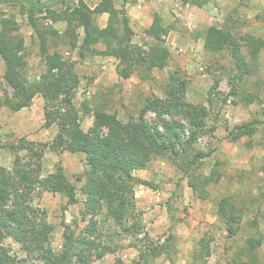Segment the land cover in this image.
<instances>
[{
  "label": "trees",
  "instance_id": "trees-1",
  "mask_svg": "<svg viewBox=\"0 0 264 264\" xmlns=\"http://www.w3.org/2000/svg\"><path fill=\"white\" fill-rule=\"evenodd\" d=\"M21 8L34 31L32 41L39 48L45 71L34 82L28 79V60L25 39L20 34V24L15 15L0 17V57L3 59L6 80L12 92L0 95V108L19 111L28 107L37 95L44 99V125L58 126L52 142H35L21 137L16 143H6L16 154L14 166L8 169L0 164V264H30L36 257L43 264H94L97 259L117 248L105 242L97 226L95 216L105 211L121 226L123 231L140 233L143 226L134 216L136 208L135 185L145 183L134 175L136 170L146 169L157 157H165L179 163L185 171L198 167L202 160L212 154L196 147L206 133L208 110L205 106L186 99L187 80L172 73L163 87L165 97L153 95L146 102L138 117L128 121L119 118L116 112L106 108L94 110V123L85 131L81 126L79 109L74 103L80 76L76 61L67 59L61 46L79 48V55L113 56L118 59V73L129 78L133 73L141 77L151 74L153 69L167 66L170 50L163 43V34L168 28L159 13H155L151 25L146 29L155 41L147 49L133 44L134 30L124 8L116 0H99L91 7L85 0H0ZM107 14L105 26L98 22L100 15ZM264 19V14L258 18ZM64 22L61 31L56 24ZM79 28H83L79 42ZM198 36L204 47L214 53L227 52L233 62L231 83L237 94L239 84L259 73L260 56L264 50V39L252 33L234 32L230 27L212 24ZM104 45V49L97 48ZM247 104L259 99L258 93L246 92ZM155 114L153 120L146 113ZM261 120L254 119L234 126L228 134L232 141L251 137L258 130ZM58 152H81L86 157V167L76 177L82 181L81 192L85 196L81 209V220L86 222L79 233L65 221L64 241L60 250L51 246L54 225L47 219L44 208L34 205L35 197L42 191L61 193L67 204L80 202L78 187L58 164L55 171L42 176L43 157L47 148ZM24 152V154H23ZM221 173L212 172L204 181L218 182ZM192 185V184H191ZM193 186V185H192ZM209 192L203 188L201 195ZM91 215V218L88 217ZM218 216L226 225L228 235L233 237L240 231L242 214L232 195L218 202ZM133 219V220H132ZM131 221V224L129 223ZM75 222L78 223L77 219ZM257 226L258 222L253 221ZM11 238L21 245L26 256L11 253L4 244ZM210 238L203 237L194 251L190 264H207L211 255ZM262 237L248 238V261L240 264H264L258 260L257 248ZM163 246H148L141 257H158ZM171 264H175L170 260ZM138 264V263H135Z\"/></svg>",
  "mask_w": 264,
  "mask_h": 264
},
{
  "label": "rangeland",
  "instance_id": "rangeland-1",
  "mask_svg": "<svg viewBox=\"0 0 264 264\" xmlns=\"http://www.w3.org/2000/svg\"><path fill=\"white\" fill-rule=\"evenodd\" d=\"M77 3L78 0H71ZM94 7L99 0H85ZM118 8H124L134 30L133 44L147 49L155 40L147 35L154 14L163 18L168 32L163 34L162 43L169 48L168 64L163 69H153L144 78L133 73L122 77L117 70L118 59L102 54L79 55V48L61 46L64 56L76 61L80 76L74 103L79 109L81 126L85 131L94 123V110L98 107L116 112L123 121L138 117L146 99L153 95L165 97L163 87L172 73L187 80L186 99L205 106L208 110L206 133L196 147L212 154L202 163L185 171L179 163L165 157L153 159L146 169L136 170L134 175L145 183H136L133 211L144 231L131 233L123 231L105 211L96 215L102 239L117 248L94 264H190L192 255L203 237L210 238L211 255L207 264H240L248 261V238L262 237L257 248L258 260L264 261V50L260 56V70L238 85L233 93L231 75L233 62L227 52L214 53L204 47L198 32L216 24L230 27L234 32L252 33L264 39V0H116ZM15 15L20 24V34L25 39L28 60V79L34 82L45 71V64L39 55L37 44L32 41L34 33L29 19L21 8L11 3L0 2V17ZM108 15L98 17L105 26ZM63 31L64 22L56 24ZM79 42L84 31L79 28ZM104 45L97 46L104 49ZM6 66L0 57V95L12 89L4 79ZM246 92L258 93L259 99L247 104ZM155 114L146 113L148 120ZM254 119L261 120L258 130L251 137L232 141L229 131L236 125ZM58 126L44 125V99L35 96L30 106L19 111L8 107L0 108V164L8 169L14 166L16 154L6 143H16L26 137L35 142H52ZM24 154V152H23ZM58 164L78 187L80 202L67 204V197L61 193L42 191L35 197L34 205L44 208L47 219L54 225L51 246L60 250L64 241V224H71L77 233L86 222L81 220V209L85 196L81 192L82 181L76 177L86 167L84 153L58 152L49 147L44 152L42 176L55 171ZM218 170V182H209L212 172ZM193 186H192V185ZM209 193L204 197L201 190ZM232 195L242 214L240 231L228 235L226 225L218 216V202ZM91 218V215L88 217ZM75 219L79 221L75 222ZM133 220V219H132ZM256 220L258 225H253ZM131 224V221H129ZM4 244L11 253L26 256L21 245L11 238ZM163 246L158 257H141V251L148 246ZM30 264H43L34 257Z\"/></svg>",
  "mask_w": 264,
  "mask_h": 264
}]
</instances>
